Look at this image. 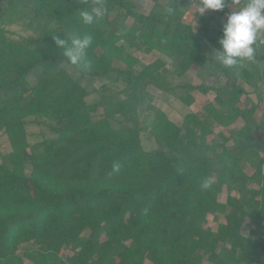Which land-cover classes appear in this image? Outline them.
I'll return each instance as SVG.
<instances>
[{"label":"trees","instance_id":"trees-1","mask_svg":"<svg viewBox=\"0 0 264 264\" xmlns=\"http://www.w3.org/2000/svg\"><path fill=\"white\" fill-rule=\"evenodd\" d=\"M153 1L145 14L129 0H100L103 17L84 25L80 10L97 0H0V137L11 147L0 160V264H264V108L259 136L249 124L264 101V43L255 62L223 68L224 82L211 72L212 83L172 85L171 74L216 62L206 47L221 48L223 26L213 37L212 20L232 2L194 30L178 7ZM22 19L34 36L10 28ZM85 34L90 70L70 64L53 38ZM137 51H159L173 66L156 57L140 67ZM113 73L118 93L89 88ZM252 77L257 100L243 105L240 79ZM195 90L215 95L203 113L177 121L160 107L148 122L157 99L192 106ZM239 118L219 142L208 138L209 120ZM32 125L41 130L34 141ZM144 133L158 146L146 148ZM209 215H224L218 237Z\"/></svg>","mask_w":264,"mask_h":264},{"label":"rangeland","instance_id":"rangeland-1","mask_svg":"<svg viewBox=\"0 0 264 264\" xmlns=\"http://www.w3.org/2000/svg\"><path fill=\"white\" fill-rule=\"evenodd\" d=\"M131 2H134L137 6V9L140 12H143L145 14H147L151 8L153 7L154 1L153 0H129ZM161 3L163 6L166 7V10L168 11H172L174 8L178 7L179 11L182 13L184 19L186 22H189L192 26V28L194 30H198L201 26L204 25V21L203 18L208 17L213 10H207L205 11L203 14H199V8H200V0H161ZM244 3V0H241V4ZM239 5H235V4H230L229 7L224 10L221 13H218L215 17L214 20H212V24H213V31H212V36H218L223 23L226 22L227 20V16L228 14L235 10L236 8H238ZM116 10L112 12V14H116ZM119 22H125L126 25H131L133 20L131 18H125L124 16H120L119 18ZM28 24L33 25V28H36V25L32 24V22L27 21ZM11 29L20 32L22 34H24L25 36L28 37H32L33 32L31 31H25L24 29V20L22 19V21L20 20L19 23L17 24H13L10 26ZM259 39L264 38V33H262L259 37ZM208 49V51H212V54L215 50H218L220 48H216L214 46H207L206 47ZM136 55L140 58L141 64L139 65L141 67V65L147 64L149 62H151L153 59H155L156 57H161L164 60L168 61V58L163 55L161 52L159 51H154L152 54H145L141 51H137ZM249 64L248 60H244L242 61L237 67L240 69L243 66H247ZM172 64L169 62L168 63V67L171 69L172 68ZM224 67L222 65H220L217 61L212 64L209 63L207 64L204 68H200L197 65H193L190 70L183 76V77H177L175 75H170L169 76V80L171 81L172 85H176V84H184V83H192V84H200L202 82H207V83H212L215 79L214 77H210L209 73H220V81L224 82L226 77L224 76V73L222 71ZM262 69L264 70V64H262ZM40 75V74H39ZM33 79L35 80L36 77H33ZM116 80V75L113 73L111 75H109L107 78L105 79H101V80H97L95 82V84L93 86H89V88H99L100 90H104L107 91L108 88H111V90L113 92L118 93L119 90L121 89V85L117 82H115ZM84 84H86V81H83ZM240 83L246 88V90L248 91V95L243 97V101L242 104H249L250 100H257V93L254 91L255 85L258 84V79L255 77H252L249 82H246L243 79H240ZM88 86V84H86ZM261 89H264V86H260ZM151 90L158 94L159 92L153 88H151ZM103 92V91H102ZM178 94L184 93V90L182 88H179L176 91ZM161 94V93H159ZM191 94L194 96L195 98V103L192 106H187L185 105L183 102L176 100V98L173 97L172 99V105L168 104L167 102H165L163 99H157L154 103V105L149 109L148 114H147V119L148 122L157 114V108H163V109H167L170 113L171 118H173L174 120L180 121L183 117V115L188 112V111H193L196 113H203L202 111V105L209 100H214V93L213 92H209L208 94H203L201 93L199 90H195L192 91ZM99 98V93H92V95L89 97L90 100H96ZM264 108V101L260 104V107L258 108V110L256 111V113L254 114V116L249 120V124L253 127V129L255 130V135L259 136L260 135V131L258 130V128L256 127L257 122L260 120L261 115H262V111ZM245 123V120H243L242 118L237 119L233 124L227 126V127H223L218 125L217 123H215L212 120L208 121V124L212 127V129L214 130V133L209 136L208 138L212 141L215 140V142H219L221 139L218 135V133L220 131H224L225 133L229 134L233 131H236L238 128H240L243 124ZM40 134H41V130L39 127L32 125L30 127V139L32 141L37 140L40 138ZM143 141L145 144V147L150 149V148H154L156 146H158V144H156L153 139L149 136L148 133H144L143 134ZM231 145L234 146V141L230 142ZM160 146V145H159ZM236 149V148H235ZM261 149H263L264 151V147L261 146ZM11 150L10 147V143L7 140V137L5 135H2L0 137V160H1V155H4L6 153H8ZM210 156L213 157L214 153L211 152ZM243 167L245 168V170L248 173L252 172L251 167L243 162ZM237 191L234 192V195H237ZM219 197L220 200L225 202L227 199V191L225 188H220L219 189ZM229 212H231V210H229ZM224 215H218V216H212L209 215L208 216V224L207 226H209L211 229H213L216 234L217 237L219 236L220 230L222 229L224 225ZM25 262L26 264H32V261L29 258L25 257ZM208 264V263H207Z\"/></svg>","mask_w":264,"mask_h":264},{"label":"clouds","instance_id":"clouds-1","mask_svg":"<svg viewBox=\"0 0 264 264\" xmlns=\"http://www.w3.org/2000/svg\"><path fill=\"white\" fill-rule=\"evenodd\" d=\"M238 8L231 11L226 22L223 23V35L219 39L221 48L213 52V58L224 68H236L242 61L255 62L256 53L261 43L258 37L264 33V0H231ZM226 7V0H200L199 14L207 10L220 11ZM104 15L103 4L97 0L96 6L91 9L80 10V20L84 25H93ZM55 44L62 56L72 65L84 70H90L91 63L87 59L88 49L93 38L91 35L72 36L69 40L54 36ZM114 171H119V165H113ZM210 179L202 183L203 189L211 187Z\"/></svg>","mask_w":264,"mask_h":264}]
</instances>
